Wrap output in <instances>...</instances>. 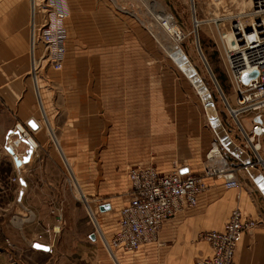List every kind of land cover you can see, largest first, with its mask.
Wrapping results in <instances>:
<instances>
[{
    "label": "crops",
    "instance_id": "0c3cea01",
    "mask_svg": "<svg viewBox=\"0 0 264 264\" xmlns=\"http://www.w3.org/2000/svg\"><path fill=\"white\" fill-rule=\"evenodd\" d=\"M240 6L245 11L248 1ZM31 9L28 0H0V173L8 163L19 175L16 201L36 206L25 199L36 189L22 183L24 174L32 175L35 162L45 157L58 165L52 151L58 145L75 170L68 167L83 202L86 197L97 204L103 193H117V170L128 165L192 175L208 170L215 176L206 179L208 190L196 206L167 219L157 243L117 252V264H193L210 257L199 235L220 231L236 209L258 225L239 234L233 264H264V202L256 185L238 161L222 153L211 131L200 126L193 96L152 54L149 35L125 22L109 25L100 18L87 31L66 19L61 69L44 68L34 79L28 54ZM29 120L38 125L37 131L26 126ZM16 124L35 144L21 167L14 166L5 148L6 136ZM215 151L219 159L213 160ZM228 182L237 186L226 187ZM105 201L102 205L111 204L112 209L121 203L118 198ZM92 234L86 226L68 238L76 240L61 249L68 264H111L101 248L92 246L97 244Z\"/></svg>",
    "mask_w": 264,
    "mask_h": 264
},
{
    "label": "rangeland",
    "instance_id": "374dc122",
    "mask_svg": "<svg viewBox=\"0 0 264 264\" xmlns=\"http://www.w3.org/2000/svg\"><path fill=\"white\" fill-rule=\"evenodd\" d=\"M51 1L54 3L63 2L66 8L69 5L70 16L68 11L66 19L73 25L81 24L84 30L93 29L95 20L102 18L106 19L109 25L125 22L135 25L145 34H148L152 54L159 58V62L163 66L173 71L183 83L182 85L188 88L193 96L196 105L193 109L197 112L200 126L209 129L222 153L231 160L238 161L244 169L245 165L236 156L230 154L219 141L208 120L204 101L189 78L178 69L177 64L167 54L163 45L173 49V51L175 48L172 47L173 45L182 50L206 87L227 136L242 152L248 155L250 163L252 162L253 158L250 151L244 148V136L240 132L237 122L228 113L227 105L232 107L235 104L236 89L230 77L223 48L217 34L219 31H227L228 19L245 13L246 10L243 11L240 6L244 0H36L35 14L39 26L42 25V17H44L46 7L51 5L49 4ZM28 3L30 5L31 0H28ZM101 10H105L104 14H100L99 11ZM237 11L239 13H236ZM158 16H167L172 19L169 26L175 24L181 30L180 40L173 41V37L163 28L162 22L156 19ZM31 23L29 17V36ZM114 27L116 28L115 25ZM84 34H86L85 37H89L87 33L84 32ZM30 68L29 61V73ZM44 68L46 67L42 64L37 71L40 73ZM262 120L264 121V113ZM239 121L246 132H248L249 126L254 123L249 115L240 118ZM30 143L34 147L35 144L31 139ZM55 148L59 153L57 146ZM55 148H52V151L59 166L54 163L55 160H47L45 157V159L35 162L34 167L36 169L32 175L27 172L24 174L22 183L28 182L36 189L34 193L30 194V197L26 193L25 198L27 201L30 198L34 202L36 205L34 208L29 207L25 200L23 203L16 201L19 175L13 171L10 164L6 163L1 169L0 264H68L69 257L64 256L61 249L66 242L74 241L73 239L70 241L68 238L82 232L86 226L91 228L92 235L97 239V244H92V246L101 248L110 263L117 264L116 254L119 251L114 252L113 255L108 253L88 207H92L94 210L96 222L101 228L106 242L109 243L116 229L118 214L127 203L128 172L136 167H129L128 165L119 171L117 170L119 172L117 177L119 191L117 193H103V198L97 204L86 197H84L85 202H83L77 196L74 182L68 171V167L71 169L72 164L63 162ZM12 154L14 155V152ZM8 155L11 158L10 153ZM260 155L264 158L263 151L260 152ZM16 158L22 161V157ZM13 159L11 158L14 163ZM150 166L156 168L154 165L146 167ZM257 170L264 178V170ZM245 171L247 172V170ZM208 172L212 173L211 171ZM247 174L249 175L248 172ZM249 177L251 178L250 175ZM256 193L260 194L264 202V194L258 187ZM116 198L121 202L120 204L113 206V209L111 204H106L110 209L103 214L100 213L99 207L106 203L105 200L111 201ZM34 243L51 247L52 252L36 250L33 248ZM90 245L87 244L88 247Z\"/></svg>",
    "mask_w": 264,
    "mask_h": 264
},
{
    "label": "built area",
    "instance_id": "2783aa9c",
    "mask_svg": "<svg viewBox=\"0 0 264 264\" xmlns=\"http://www.w3.org/2000/svg\"><path fill=\"white\" fill-rule=\"evenodd\" d=\"M246 1L249 6L240 15L242 23L237 25L239 22L236 19L228 21L232 38L226 50L223 48L236 89L235 104L232 107L227 105V108L244 136V148L251 153V167L264 170V158L260 155V152H264V0ZM49 4L42 17L44 23L41 21L42 25L39 26V21L34 17L30 25V75L34 79L42 64L53 71H59L62 67L65 52L63 23L68 16V9L63 2L51 1ZM252 73L256 75L244 84L242 77ZM246 115L254 122L248 132L239 121ZM30 136L20 124H16L7 134L5 148L14 152V155L10 154L11 158H23L31 152L33 145ZM20 148H23L22 152H19ZM211 176L215 175L208 171L200 175L161 173L153 166L130 169L127 203L118 214L111 241L106 242L108 253L135 252L145 245L157 243L163 223L176 213L194 208L198 197L208 190L206 179ZM225 185L236 187L237 183L228 182ZM257 225L256 221L242 218L239 210H233L220 231L199 235L208 244L211 256L198 259L193 264H233L239 234L251 231ZM51 252V247H48V253Z\"/></svg>",
    "mask_w": 264,
    "mask_h": 264
},
{
    "label": "water",
    "instance_id": "95a60500",
    "mask_svg": "<svg viewBox=\"0 0 264 264\" xmlns=\"http://www.w3.org/2000/svg\"><path fill=\"white\" fill-rule=\"evenodd\" d=\"M171 58L173 61L179 66L182 71L185 73V75L189 78L191 83L194 85L196 90L198 91L199 95L201 96L202 100L204 101L205 105V112H208L207 109L212 108L214 109V103L212 102L210 95L204 86L202 80L200 79L199 75L195 72L193 67L191 66L190 62L186 58V56L183 54L182 50L177 49L175 50ZM256 75V73L252 74H246L242 77V82L245 84L247 83L251 78H253ZM215 111V110H214ZM211 113V112H210ZM207 113L208 120L210 122V125L219 138V141L221 144L224 146V148L233 156H236L237 159H239L244 165L253 179L254 183L258 187V189L264 194V178L262 177L261 173L251 167L250 159L248 155L244 152H242L227 136L224 128L222 127L220 120L218 119V116L216 115V112H213V114ZM26 126L31 130V131H37L38 125L33 121L29 120L26 123ZM7 152L12 154V151L10 149H7ZM30 159L29 153L22 158V161H19L17 158H14V164L16 167H20L23 164H26ZM186 171H182L181 173H185ZM108 205H103L99 207V211L105 212L109 210ZM33 248L39 251L47 252L48 247L42 244L34 243Z\"/></svg>",
    "mask_w": 264,
    "mask_h": 264
},
{
    "label": "bare ground",
    "instance_id": "6f19581e",
    "mask_svg": "<svg viewBox=\"0 0 264 264\" xmlns=\"http://www.w3.org/2000/svg\"><path fill=\"white\" fill-rule=\"evenodd\" d=\"M31 5H32V9H31V11H32V16L30 17V20L32 21V20H34V17L36 18V14H35V6H36V0H34L33 1V3L31 4L30 3V7H31ZM248 6H249V3H248ZM67 9H68V7H67ZM69 11V10H68ZM244 14V13H243ZM240 15H242V14H238V15H236V16H234L233 18H231V19H236V21H238L239 22V24H237V25H240L241 23H242V18L240 17ZM157 20H159L160 22H162V24H163V28L169 33V35H171L172 37H173V41H175V42H177L178 40H180L181 39V35H182V33H181V30L174 24V25H172V26H169V22L172 20L171 18H169V17H167V16H163V17H157L156 18ZM239 19V20H238ZM228 20H230V19H228ZM237 22V23H238ZM171 27V28H170ZM237 27V26H236ZM149 28V27H148ZM164 30V31H165ZM166 33V32H165ZM219 36V40H220V45H221V47L222 48H225V50H226V47L227 46H229V42H230V39L232 38V33H231V31L229 30V29H227V31H219L218 33H217ZM65 41V40H64ZM171 46V45H170ZM64 47H65V45H64ZM163 47L165 48V50H166V52H167V54L168 55H172V53L175 51V50H177V48H176V46L175 45H173L172 47L174 48V51H173V49H170L169 47H166V46H164L163 45ZM173 51V52H172ZM224 51V50H223ZM64 54H65V52H64ZM63 57H64V55H63ZM178 69L179 70H181L182 71V69L178 66ZM183 72V71H182ZM37 76V75H36ZM215 110V111H214ZM206 111V110H205ZM207 111L208 112H206V114L207 113H210V114H213V112H216V115L218 116V114H217V111H216V109H215V106H214V109H212V108H209V109H207ZM208 115V114H207ZM218 119H219V117H218ZM58 145V144H57ZM58 149H59V154H60V156H61V158H62V160H63V162L64 161H66L67 163H69V164H71V162L70 161H68L67 159H65L64 158V154H63V152L61 151V149H60V147H59V145H58ZM219 150V149H218ZM214 154H215V156L213 155V160H215V158H217V159H219V155H218V152H214ZM13 159V158H12Z\"/></svg>",
    "mask_w": 264,
    "mask_h": 264
}]
</instances>
